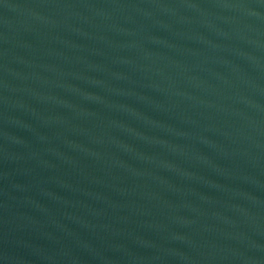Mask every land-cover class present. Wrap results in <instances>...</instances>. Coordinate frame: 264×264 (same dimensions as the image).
Segmentation results:
<instances>
[{
  "label": "water",
  "instance_id": "95a60500",
  "mask_svg": "<svg viewBox=\"0 0 264 264\" xmlns=\"http://www.w3.org/2000/svg\"><path fill=\"white\" fill-rule=\"evenodd\" d=\"M0 264H264V0H0Z\"/></svg>",
  "mask_w": 264,
  "mask_h": 264
}]
</instances>
